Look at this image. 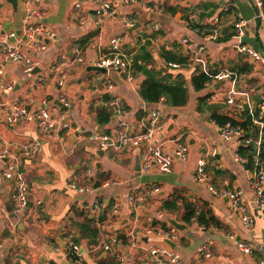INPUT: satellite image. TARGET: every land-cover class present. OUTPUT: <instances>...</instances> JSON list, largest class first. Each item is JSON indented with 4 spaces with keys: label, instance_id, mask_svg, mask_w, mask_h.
Listing matches in <instances>:
<instances>
[{
    "label": "crops",
    "instance_id": "obj_1",
    "mask_svg": "<svg viewBox=\"0 0 264 264\" xmlns=\"http://www.w3.org/2000/svg\"><path fill=\"white\" fill-rule=\"evenodd\" d=\"M109 1L117 5L115 18H98L88 6L83 11H73L70 0H18L15 9L0 0V46L19 45L23 16L28 9L42 12L45 26L54 32L42 52L34 53L24 45L21 48L33 62L32 71L25 72L21 64L0 60L3 80L12 84L11 91H0V154L5 155V159H0V263L118 264V258L123 257L124 264H257L264 258V216L242 168L233 161L234 147L222 140L211 121L213 114L235 122L245 121V115L221 100L214 103L219 107L208 113L205 96L213 90L226 92L228 81H216L195 91L191 77L195 69L201 71V66L169 68L160 51H175L176 45L190 58L191 51L204 45L202 56L207 72L212 68L242 74L236 100L253 110L262 85L261 66L240 53L238 47L244 45L264 56V15L257 18L251 0ZM153 5L156 10L148 11L147 7ZM124 15L133 17L138 25L132 33L122 25ZM214 18H218L217 26H212ZM238 19L245 22L241 39L233 37V24ZM193 26L200 34L192 31ZM210 28H216L217 38L205 42L203 37ZM157 31L162 35L151 38ZM114 37H120L122 51L131 57L149 42V68L169 73L172 78L182 75L187 85L186 104L170 107L163 100L144 102L140 96L144 76L139 73L129 81L117 70L106 69L104 74L92 71L93 62L108 54ZM185 38L192 45L190 50L182 44ZM77 57H83L84 62L77 63ZM241 63L252 65L251 71H234ZM105 95L108 96L103 101ZM62 97L69 107L61 101ZM117 99L120 106L113 119L99 126L95 120L97 111L117 108ZM15 103L31 110L47 108L53 116L62 113L72 130L42 133L36 122L9 124L6 118ZM154 110L159 112L163 126L155 132L152 145H160L164 153L173 156L176 144L188 148L185 160L173 158L169 173L160 172L155 165L142 170L145 145L109 155L88 140L94 134L115 136L118 124L131 133L143 132ZM203 155H207L215 188L241 191L253 216L251 230L243 227L228 201L213 196L195 181L196 161ZM12 156L18 159L26 176L29 202L23 209L15 206V181L3 178ZM70 183L87 191L70 189ZM166 201L174 202L177 209H163ZM114 205L116 213H112ZM188 206L207 207L220 226L205 228L194 219L183 221ZM86 219L93 222L88 225ZM173 221L180 229L173 227ZM89 226L98 230L94 238L88 235ZM171 234L176 238L172 239ZM229 235L255 250L250 255L243 254ZM71 244L78 246V255L67 256ZM152 248L164 249V253L154 257L150 254Z\"/></svg>",
    "mask_w": 264,
    "mask_h": 264
},
{
    "label": "built area",
    "instance_id": "obj_2",
    "mask_svg": "<svg viewBox=\"0 0 264 264\" xmlns=\"http://www.w3.org/2000/svg\"><path fill=\"white\" fill-rule=\"evenodd\" d=\"M33 3H39L41 0H30ZM73 11H83L85 6L89 9L93 8L96 17L106 15L110 18H115L118 15L117 5L113 4L109 0H70ZM256 9L257 18H263L262 12V0H251ZM148 11H155L156 7L148 6ZM86 17V14L83 13ZM96 24H99L96 22ZM218 18L212 20V26H217ZM122 25L125 28H132L135 25V20L130 15H124L122 17ZM235 31L234 38L241 39L244 35L245 22L238 19L234 24ZM157 30V29H156ZM192 31L196 34H200V30L192 28ZM208 34L204 35V41L208 42L217 38L216 28H210ZM22 39L19 41V45L12 47L0 46V60L8 63L21 64L25 72H30L33 69V62L26 56L21 48L23 45L29 51L34 53L42 52L46 49V42L54 37V32L48 29L44 24V17L42 12L35 9H28L23 16L21 27ZM182 44L185 48L191 49V44L187 38L182 39ZM110 50L107 55L99 57L93 62V65L99 68L117 70L124 73L128 80L131 81L134 77L132 71V57L125 54L121 48L120 37H114L109 42ZM205 50L204 45L197 47L191 51L190 58H187L188 66L200 67L201 71L209 77V81L205 85H210L216 81H228L229 85L226 92H217L213 90L205 96V103L208 105H214L215 102L221 100L228 107H236L241 110L245 115V121L236 122L235 124L226 123L224 125H218L213 119L212 123L219 130L220 136L224 142L230 143L234 147L233 161L238 164L244 173L245 180L253 192L257 206L264 216V56L260 53L248 48L244 45L238 47L240 53H245L252 57L261 66L260 74L262 78V85L258 90V103L256 107L252 109H246L236 100L237 85L242 74L234 72H228L221 70L214 75H210L205 67L206 59L203 55ZM77 63H83V57L76 58ZM167 67L176 69L182 67V65L175 63H166ZM4 70L0 65V91L9 92L12 89V84L6 83L3 80ZM58 85L61 86L62 82L59 81ZM247 101V96L245 97ZM61 101L65 103V106L69 107L70 104L64 97ZM114 106L117 109L120 106V101L117 99L114 102ZM7 122L9 124H16L20 121L36 122L38 128L42 133H48L54 129L59 130H72V126L67 122L64 114L59 113L57 116H53L47 108H40L37 110H31L20 103H15L11 106L10 112L7 116ZM147 127L143 132L131 133L122 124H118L117 133L113 135H90L88 140L95 144L99 149L106 151L109 155L118 153L127 147H140L145 145L147 147L141 160L142 170H148L155 165L162 173H169L171 171V164L173 158L176 157L181 160H185L187 157L188 148L185 144H176L174 150V156L164 153L160 147L153 146L152 140L156 131L162 128L163 123L160 120V114L157 110L150 113L147 121ZM215 151H211L210 155H214ZM0 159H5L4 154H0ZM3 178L7 181H15L16 187L13 195L15 206L17 209H23L29 202L28 186L26 182V176L19 167L18 159L14 156L6 163L5 171L3 172ZM194 179L197 183L204 185L206 189L215 197L228 201L232 211H235L242 222L243 227L246 230H251L253 225V216L249 212L247 206L242 200V193L240 190H234L229 188H215L210 183L207 155L199 157L196 161ZM70 189L78 190L79 192H86L85 188H78L73 183L69 185ZM157 191V189H155ZM130 201H134V197H130ZM40 202L37 201V204ZM94 206L98 209V202L95 201ZM117 205L112 208V213H116ZM174 233V230H171ZM172 239L176 236L171 234ZM228 238L233 240L237 248L245 255L253 253L255 248L250 244L236 240L234 236L229 235ZM115 242V240H113ZM1 248V245H0ZM105 249H109L105 246ZM78 246L71 244L67 252V256L78 255ZM164 249L152 248L150 254L157 257L159 254H163ZM175 260V257L171 259ZM118 264H124V258H118ZM257 264H264V258L260 259Z\"/></svg>",
    "mask_w": 264,
    "mask_h": 264
},
{
    "label": "trees",
    "instance_id": "obj_3",
    "mask_svg": "<svg viewBox=\"0 0 264 264\" xmlns=\"http://www.w3.org/2000/svg\"><path fill=\"white\" fill-rule=\"evenodd\" d=\"M176 9H173L175 11ZM262 12L264 15V0H262ZM193 28H197L193 26ZM159 35H162L161 32H154L151 35V38H155ZM149 46V42L144 43L138 51L132 57V71L135 75L139 73L144 76V80L140 85V96L142 100L148 104L157 103L161 100L167 106L170 107H182L187 102V85L182 77V75H177L175 78H172V75L169 73H162L158 71H152L149 68L151 63V54L147 49ZM175 51H166L165 49H161V56L165 60L166 63H175L179 65L187 64V55L176 45L173 46ZM178 49V50H176ZM252 69V65L248 63H241L236 68H233L234 71L238 73L249 72ZM217 70H213L209 68V74L212 75L216 73ZM209 81V77L199 72L198 69H195V75L191 77V84L195 91H200L204 88L205 84ZM122 109V107H120ZM117 108L111 106L107 108H102L97 111L96 115V123L99 126H105L108 124L114 117ZM211 118L218 124L224 125L226 123L235 124L236 122L232 119L211 115ZM210 183L215 184L213 180H211V176L209 173ZM216 185V184H215ZM162 208L166 211H174L176 210V205L172 201H166L163 203ZM194 219L200 226L205 228L209 227H219V222L212 215V212L207 207H185L182 220L185 222H189ZM101 218L99 219L100 222ZM93 220L86 219L85 223L88 225L92 223ZM86 226V224H84ZM88 235L94 238L98 230L95 227H87Z\"/></svg>",
    "mask_w": 264,
    "mask_h": 264
},
{
    "label": "water",
    "instance_id": "obj_4",
    "mask_svg": "<svg viewBox=\"0 0 264 264\" xmlns=\"http://www.w3.org/2000/svg\"><path fill=\"white\" fill-rule=\"evenodd\" d=\"M6 2H7L8 4H10V5L13 7V9H15V7H16V5H17V3H18V0H6ZM137 26H138V25L136 24L134 27L128 29V32L132 33L133 31L136 30ZM91 70L94 71V72L101 73V74H104V73L106 72V69H105V68H99V67H96V66L92 67ZM163 71L165 72L166 70L163 69ZM107 96H108V95H105V97H104V96L102 97L103 101H105V98H106ZM57 105H58V106H61L60 103H58ZM217 107H219V106H216V105H208V106H206V111H207L208 113L211 114V113H212V110H214V108H217ZM63 110H65V109H63ZM172 225H173V227H175L176 229H180L179 225H178L176 222L173 221V222H172ZM0 264H1V263H0Z\"/></svg>",
    "mask_w": 264,
    "mask_h": 264
}]
</instances>
